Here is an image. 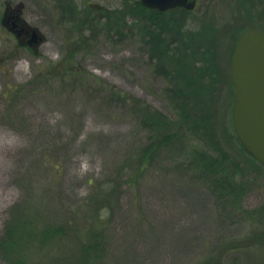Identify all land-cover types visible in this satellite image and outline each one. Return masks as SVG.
Instances as JSON below:
<instances>
[{
  "label": "rangeland",
  "instance_id": "1",
  "mask_svg": "<svg viewBox=\"0 0 264 264\" xmlns=\"http://www.w3.org/2000/svg\"><path fill=\"white\" fill-rule=\"evenodd\" d=\"M71 1L85 14L91 5L120 10L125 0ZM127 2L132 5L133 0ZM64 3L68 0L59 1ZM5 4L14 10L20 5V17L37 30L40 40L33 50L18 46L1 25ZM54 9L53 0H0V235L8 211L18 203L39 204L48 214L60 220L71 217L76 224L87 212L90 180L118 183L116 168L132 146L147 140L143 128L135 129L121 107L110 106L105 93L96 95L95 90L114 87L175 119L163 93L164 73L178 77L179 70L193 63L207 79L186 89L193 100L202 101L190 113L189 125L197 130L189 132L188 123L182 127L181 121L183 155L165 150L132 187L120 180L121 193L112 198L113 218L110 213L104 218L114 255L125 264H192L213 250L237 245L253 249L264 262V245H258L264 242V167L233 131L235 95L229 76L242 31H264V0H198L190 13L175 11L154 16V21L140 16L136 25L128 18L126 26H117L123 32L118 37L106 29L92 35L91 22L90 28L76 19L60 22ZM80 30L87 43L75 48L73 72L36 77L37 67L69 56L65 42L81 36ZM160 48L162 54L156 52ZM215 147L226 191L232 187L228 181L242 187L237 200L228 196L229 201L209 182L199 183L186 166L197 151L213 153ZM31 255L34 264L54 258L49 247Z\"/></svg>",
  "mask_w": 264,
  "mask_h": 264
},
{
  "label": "trees",
  "instance_id": "2",
  "mask_svg": "<svg viewBox=\"0 0 264 264\" xmlns=\"http://www.w3.org/2000/svg\"><path fill=\"white\" fill-rule=\"evenodd\" d=\"M59 1L61 0H53V4H55L53 16L58 20L60 19V22L63 19L65 21L76 19L77 24L83 27L86 25L89 27L91 22L92 35L96 34V29H106L108 34L114 32L118 37L123 33L120 27L126 26L128 18L136 25L140 16H149L154 21V16L159 18L175 11L188 13L182 9L165 13L158 12L143 7L138 0H133L132 5L125 0L120 10L112 11L99 5H91L88 7L89 11L84 14V11L76 7L75 2L68 0V4L60 5ZM50 3L52 4V1ZM57 8L59 12H57ZM60 12H62L61 15ZM154 24L158 26L157 23ZM177 25L180 29L183 28L182 23ZM84 32L80 30L81 36L73 35L76 36L78 45L72 36L68 37L69 42H65V44L68 47L69 56L63 58L62 62L44 63V65L37 67L35 69L36 77L47 79L55 74H71L74 70L71 66V60H73L72 57H75L73 56L77 50L75 48L83 45L84 42L87 43V41H83ZM176 36L179 37V34L176 33ZM156 52L162 54L163 50L160 48ZM156 69L158 70L159 66H156ZM207 72H210V69ZM164 74L167 83L163 93L174 108L175 119L167 117L140 99L114 89V87L108 86L106 91L101 87L94 91L96 95L105 93L106 101L110 106L121 107L126 113L124 116L131 118L135 129L143 128L148 133L147 140L145 143L132 146L123 163L116 168L121 173L118 177V183L106 185L104 182L90 180L89 197L84 201L87 212L79 217L76 224L71 222V217L67 220H60L51 213L48 214L50 211L48 209L43 210L41 206L38 207L39 204L29 206L27 203L21 205L18 203L10 208L8 211L10 215L4 223L0 235V264H34L33 259L35 257L31 253L41 252L48 247L54 256L52 260L51 257L46 258V263L50 264H125L123 260L117 261V256L114 255L115 243L111 237L109 220L107 219L106 222L104 219L109 213V218H113L111 212L115 205H112V198L121 193L122 183L120 180H123V183L127 184L128 187H132V184L137 183L140 178L143 179L145 172L149 171L159 161L165 150L180 152L183 155L186 140L180 136L182 134L181 121L184 122L182 127L188 123L186 127L189 132L194 131V129L197 130L194 125H189L190 113L191 108L202 101L193 100V94H186V89L193 83H199L200 80L206 83L207 79H202L204 74L193 63L186 64L183 69L179 70L178 77L166 73V71ZM210 75L211 73L207 77ZM99 85L103 86L100 83ZM207 85L212 86V82L208 80ZM176 119L177 122H175ZM135 124L138 128L135 127ZM213 149V153L197 151L186 166L193 172L199 183L208 184L209 182V185L217 190L219 188L226 197L229 196L237 200L242 193V187L228 181L232 187L227 189L229 192L227 194L221 175L223 170L222 158L218 156V148ZM223 177L227 181L226 177ZM229 197L228 200L232 201ZM22 198L23 195L20 200ZM258 245L262 247L264 242H260ZM255 246L256 249L260 248ZM34 249L35 251H33ZM252 250L230 245L222 251L213 250L204 259L192 264H239L241 260H243V264H264L263 261L260 262L262 259H259Z\"/></svg>",
  "mask_w": 264,
  "mask_h": 264
},
{
  "label": "water",
  "instance_id": "3",
  "mask_svg": "<svg viewBox=\"0 0 264 264\" xmlns=\"http://www.w3.org/2000/svg\"><path fill=\"white\" fill-rule=\"evenodd\" d=\"M138 1L143 7L158 12L194 7V2L188 0ZM20 7L17 6L16 13ZM4 19L5 16L2 23ZM15 20L28 26L19 13ZM30 30L32 42L37 44L40 40L37 30ZM229 72L235 95L231 109L233 131L245 151L264 167V31L252 28L242 31L230 58Z\"/></svg>",
  "mask_w": 264,
  "mask_h": 264
},
{
  "label": "flooded vegetation",
  "instance_id": "4",
  "mask_svg": "<svg viewBox=\"0 0 264 264\" xmlns=\"http://www.w3.org/2000/svg\"><path fill=\"white\" fill-rule=\"evenodd\" d=\"M188 2H194V7L190 10L182 8V7H177L175 9L168 10L165 12L174 11L178 9H182L188 13L193 12L197 7L198 0H188ZM4 16H5V19H4L5 21L1 24L7 27L8 29H10L9 26H11L13 32L12 30H9V33L16 39L18 46L33 50L36 44L32 42V36L30 34L31 30L28 26L26 27L22 26L19 21L15 20V18L18 16V13H16V10L11 9L7 4H5L3 7V13L1 15V20L4 18Z\"/></svg>",
  "mask_w": 264,
  "mask_h": 264
}]
</instances>
